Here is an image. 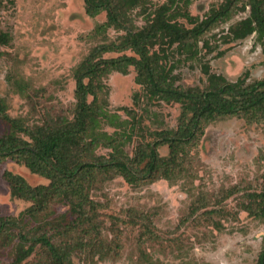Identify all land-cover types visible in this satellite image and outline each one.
<instances>
[{
    "label": "rangeland",
    "instance_id": "374dc122",
    "mask_svg": "<svg viewBox=\"0 0 264 264\" xmlns=\"http://www.w3.org/2000/svg\"><path fill=\"white\" fill-rule=\"evenodd\" d=\"M222 1L190 0L187 16H177L178 22L190 27ZM167 2L146 0L144 11L134 8L132 18L142 25L147 12ZM248 13V8L239 10L205 31L198 59L177 56L171 68L175 84L207 86L202 63L229 81L263 79L264 42L254 32L238 39L227 36L229 27ZM105 23V12L88 15L84 0H0V136L12 131L14 121L35 124L46 113L71 116L75 73L88 57H138L124 32ZM111 43L119 48L97 51ZM141 82L130 64L124 72L104 75L98 94L105 114L97 116L93 134L119 140L124 130L132 132L123 144L129 155L140 141L152 142L155 131L175 128L180 112L173 100H147ZM108 151L103 143L95 148L102 156ZM158 153L166 156L167 145ZM187 159L186 170L170 178L136 185L117 174L103 180L93 191L101 204V238L94 250L67 248L68 263L255 264L264 248V218L254 217L241 202L263 185L264 118L225 116L206 124ZM6 169L31 185L48 180L10 159L0 163V215L17 216L29 202L10 194L3 178ZM229 189L234 191L227 195ZM53 209L60 215L67 206L58 202ZM70 237L78 239L76 233ZM39 254L37 250L22 264H31ZM12 257L10 246L0 248V264H13Z\"/></svg>",
    "mask_w": 264,
    "mask_h": 264
},
{
    "label": "trees",
    "instance_id": "16d2710c",
    "mask_svg": "<svg viewBox=\"0 0 264 264\" xmlns=\"http://www.w3.org/2000/svg\"><path fill=\"white\" fill-rule=\"evenodd\" d=\"M189 1L168 0L147 12L143 24L137 25L132 10L140 8L143 12L146 0H84L86 13L92 16L104 11L105 25L123 31L126 44L138 57H88L75 73L71 116L46 113L39 123L14 121L12 131L0 136V163L10 159L48 180L31 185L20 174L7 169L3 172L10 194L29 202L17 216L0 215V248L10 246L13 264L24 263L37 250L40 254L31 264H69L67 248L72 246L94 250L101 238L102 223L98 219L101 204L93 198V191L103 180L117 174L136 185L170 178L186 170L189 150L198 143L206 124L225 116L264 118V78L249 83L229 81L202 63L208 83L200 88L177 85L171 74L177 56L198 59L200 36L239 10L248 8L249 13L229 27L227 36L238 39L254 32L264 42V0H245L241 5L239 0H223L204 18L185 27L177 16H187ZM118 48V44L111 43L101 45L97 51ZM130 64L142 81L147 100H173L180 106L176 127L155 131V139L140 141L132 155L123 149L132 132L124 130L119 140L93 134L97 116L105 114L98 95L102 78L112 70L124 72ZM109 121L117 123L114 118ZM102 143L109 147L106 156L95 153ZM162 145L168 147L166 156L158 153ZM233 191L229 189L227 195ZM246 198L242 208L254 217L264 218V179L261 190L246 193ZM58 202L67 206L60 215L53 209ZM26 220L35 224L26 225ZM75 233L78 239L70 237ZM255 264H264V248Z\"/></svg>",
    "mask_w": 264,
    "mask_h": 264
}]
</instances>
